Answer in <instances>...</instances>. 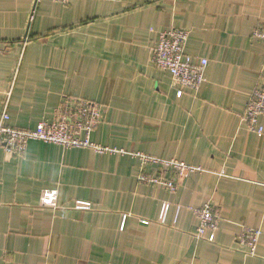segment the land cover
<instances>
[{"label": "crops", "instance_id": "obj_1", "mask_svg": "<svg viewBox=\"0 0 264 264\" xmlns=\"http://www.w3.org/2000/svg\"><path fill=\"white\" fill-rule=\"evenodd\" d=\"M172 28L188 32L187 55L207 60L196 93L177 96L152 63ZM256 28L264 0H0L6 124L35 129L66 98L89 100L102 109L90 142L124 151L40 141L21 157L0 149V264H264V116L260 134L243 120L264 79ZM134 153L200 170L147 166L176 177L170 192L138 182ZM43 190L57 191L55 208L40 205ZM80 201L91 208L78 210ZM206 203L219 223L198 239L193 209ZM244 228L261 230L254 256L239 243Z\"/></svg>", "mask_w": 264, "mask_h": 264}, {"label": "built area", "instance_id": "obj_2", "mask_svg": "<svg viewBox=\"0 0 264 264\" xmlns=\"http://www.w3.org/2000/svg\"><path fill=\"white\" fill-rule=\"evenodd\" d=\"M57 4L66 5L69 0H53ZM188 32L180 28H172L162 32L152 51V63L154 66L169 74L171 87L176 95L184 91L196 93L204 79V71L207 60L204 58H191L185 52ZM251 39L264 42V28H256ZM101 105L80 98L69 97L63 100L55 110L51 121H41L35 129H19L7 125V101L0 113V149L15 157H21L26 153L27 144L30 141L58 145L64 149L91 148L97 153H124V151L101 147L90 142L89 135L97 127L101 119ZM264 116V79L253 90L246 103L243 120L250 132H262L259 126V118ZM133 157L141 162V172L138 182L141 184L161 185L170 192L177 189L176 177L167 178L164 175H151L145 172V168L157 164L163 169H168L177 176L186 175L199 168L188 166L178 161H166L150 157L143 153H134ZM57 201L56 190H43L40 196V205L55 208ZM80 211L91 208L88 202H77L75 206ZM169 203L163 202L160 207L157 223L164 224L169 210ZM179 211V210H178ZM198 220V226L194 236L198 239L206 231H213L219 223L218 212L211 203L193 209ZM142 225H149L150 221L142 219ZM260 229L244 228L238 237L239 243L246 246L248 255L254 256L260 237Z\"/></svg>", "mask_w": 264, "mask_h": 264}]
</instances>
